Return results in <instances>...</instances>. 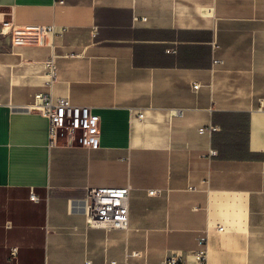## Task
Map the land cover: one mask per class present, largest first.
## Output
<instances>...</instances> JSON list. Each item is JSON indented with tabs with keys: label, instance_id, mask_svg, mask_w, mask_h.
<instances>
[{
	"label": "crops",
	"instance_id": "0c3cea01",
	"mask_svg": "<svg viewBox=\"0 0 264 264\" xmlns=\"http://www.w3.org/2000/svg\"><path fill=\"white\" fill-rule=\"evenodd\" d=\"M38 92L98 146L51 144ZM126 185L127 229L90 223L85 190ZM206 231L205 264H264V0H0V264H199Z\"/></svg>",
	"mask_w": 264,
	"mask_h": 264
},
{
	"label": "built area",
	"instance_id": "2783aa9c",
	"mask_svg": "<svg viewBox=\"0 0 264 264\" xmlns=\"http://www.w3.org/2000/svg\"><path fill=\"white\" fill-rule=\"evenodd\" d=\"M38 34L46 29L38 27L34 29ZM48 30V29H47ZM27 39L23 32L15 31L12 37L14 44H20ZM214 62L218 60L214 59ZM47 86L50 88L57 79V67L54 55L44 61ZM197 85H194L196 88ZM28 111H35L48 120V132L51 144H55L58 138L64 137L66 142L78 140L82 145L95 148L99 144V119L91 112L88 106H78L70 103L66 96L53 97L50 92L35 93L33 102L26 106ZM137 117H143L138 113ZM217 126L201 128L200 132L214 131ZM77 131L78 135H74ZM129 185L120 187H91L85 190L82 197L83 209L88 220L93 225L110 227L115 229H127L128 227V197ZM154 191H150L153 193ZM30 198L37 201L36 195L31 192ZM222 229V228H219ZM208 233L199 236L198 249L194 256L199 264H205L207 255ZM11 255L16 254V247H11ZM131 255L138 256L139 252ZM87 264H90L87 261ZM109 264H116L111 261ZM162 264H186L179 256L166 257Z\"/></svg>",
	"mask_w": 264,
	"mask_h": 264
}]
</instances>
